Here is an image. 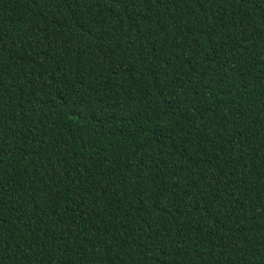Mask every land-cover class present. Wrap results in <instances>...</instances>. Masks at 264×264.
Here are the masks:
<instances>
[{"label": "trees", "instance_id": "trees-1", "mask_svg": "<svg viewBox=\"0 0 264 264\" xmlns=\"http://www.w3.org/2000/svg\"><path fill=\"white\" fill-rule=\"evenodd\" d=\"M0 264H264V0H0Z\"/></svg>", "mask_w": 264, "mask_h": 264}]
</instances>
